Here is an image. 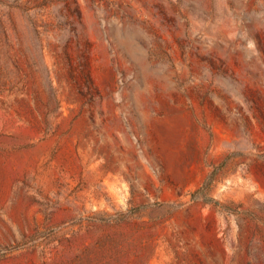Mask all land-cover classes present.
I'll return each instance as SVG.
<instances>
[{"label": "rangeland", "instance_id": "rangeland-1", "mask_svg": "<svg viewBox=\"0 0 264 264\" xmlns=\"http://www.w3.org/2000/svg\"><path fill=\"white\" fill-rule=\"evenodd\" d=\"M0 264H264V0H0Z\"/></svg>", "mask_w": 264, "mask_h": 264}]
</instances>
